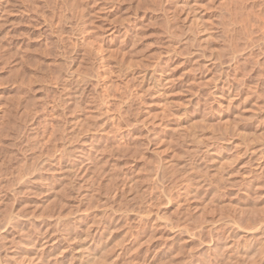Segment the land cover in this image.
I'll list each match as a JSON object with an SVG mask.
<instances>
[{
  "label": "rangeland",
  "instance_id": "obj_1",
  "mask_svg": "<svg viewBox=\"0 0 264 264\" xmlns=\"http://www.w3.org/2000/svg\"><path fill=\"white\" fill-rule=\"evenodd\" d=\"M243 2L0 0V264H264Z\"/></svg>",
  "mask_w": 264,
  "mask_h": 264
},
{
  "label": "bare ground",
  "instance_id": "obj_2",
  "mask_svg": "<svg viewBox=\"0 0 264 264\" xmlns=\"http://www.w3.org/2000/svg\"><path fill=\"white\" fill-rule=\"evenodd\" d=\"M244 2H243V8H244V11L241 9V8H239L240 10H242L244 13H243V18H244V20L242 19L241 21L242 22H244L242 25H243V29H244V31H245V35H244V45H245V50H246V52H247V55L249 56H252V54H253V49H255L256 51H257V57H258V60H256L255 59V62L257 61V75H258V84H259V86H260V88H262V90H263V99H264V0H243ZM236 2V1H235ZM238 2V1H237ZM239 4V3H238ZM237 4V5H238ZM232 5V4H231ZM233 6H235V5H233ZM239 7V6H238ZM237 9V8H236ZM238 10V9H237ZM241 11V12H242ZM239 14L242 16V14L239 12ZM231 16H232V14H231ZM233 19V18H232ZM240 20V19H239ZM233 21V20H232ZM236 21H238L237 19H236ZM226 22V21H225ZM231 22V21H230ZM240 22V21H239ZM241 23V22H240ZM227 24V23H226ZM233 24H235V23H233ZM225 25V24H224ZM231 25V24H230ZM235 27V26H234ZM233 27V28H234ZM227 29V28H226ZM241 30V29H240ZM228 31V30H227ZM229 32V31H228ZM231 32V31H230ZM233 32V31H232ZM210 35V34H209ZM232 36V35H231ZM232 39V37L230 38V40ZM242 41V40H241ZM242 45V44H241ZM243 46V45H242ZM244 47V46H243ZM241 48V47H240ZM243 50V49H242ZM241 51V50H240ZM244 51V50H243ZM237 52H239V51H237ZM256 53V52H255ZM246 54V53H245ZM238 55V54H237ZM246 55V56H247ZM236 56V55H235ZM248 56L246 57L248 60H246V62H244V63H247V62H249L248 64H250V61H249V58H248ZM249 56V57H250ZM254 57V56H252L253 58H257V57ZM240 57V56H239ZM243 57V56H242ZM244 59H245V57H243ZM253 64V63H252ZM244 66V65H243ZM254 66V65H253ZM248 68H249V66H248ZM251 68V67H250ZM253 68V67H252ZM242 69H244V68H242ZM247 72V71H246ZM247 74H248V72H247ZM245 76V75H244ZM227 77V76H226ZM227 79V78H226ZM217 85V84H216ZM232 85V84H231ZM244 85V84H243ZM249 85H251V84H249ZM245 86H246V84H245ZM257 86V85H256ZM222 87V86H221ZM248 87V86H247ZM217 88V87H216ZM230 89V88H229ZM242 89V88H241ZM248 89V88H247ZM250 90L252 89V88H249ZM258 90H259V88H257ZM219 90H221V89H219ZM249 91V90H248ZM252 91V90H251ZM255 91V90H254ZM234 92V91H233ZM257 92V91H256ZM259 92V91H258ZM262 93V92H261ZM230 94V93H229ZM228 94V95H229ZM235 94V93H234ZM237 95V94H236ZM247 95H249V93L247 94ZM231 96V95H230ZM229 96V97H230ZM260 96V95H259ZM258 96V97H259ZM232 97V96H231ZM233 98V97H232ZM245 98V97H244ZM250 98V97H249ZM262 98V97H261ZM260 98V99H261ZM248 99V98H247ZM263 99H262V101H263ZM244 100V99H243ZM247 101V100H246ZM250 102V101H249ZM263 103H264V101H263ZM262 103V105L264 106V104ZM247 104H248V102H247ZM251 105V104H250ZM262 108L260 109V107L258 108V109H260V110H262L264 107L261 105V104H259ZM258 106V105H257ZM247 107V106H246ZM254 107V106H253ZM247 109V108H246ZM251 109V108H250ZM244 110V109H243ZM252 110V109H251ZM257 110V109H256ZM259 110V111H260ZM264 110V109H263ZM262 110V112H264ZM252 111H254V109L252 110ZM251 111V112H252ZM254 114V113H253ZM256 114V113H255ZM262 114V113H261ZM239 115V114H238ZM250 115H252V113L250 114ZM241 116V115H240ZM243 117V116H242ZM246 119V118H245ZM248 119V118H247ZM250 119V118H249ZM262 120H264V118L262 119ZM261 120V121H262ZM262 123V122H261ZM8 147V146H7ZM25 167H28V166H25ZM30 168V167H29ZM181 168V167H180ZM179 168V169H180ZM27 168H25V170H26ZM29 170V169H28ZM27 173V172H26ZM263 185V184H262ZM247 193V192H246ZM51 194H52V192H51ZM256 195V194H255ZM249 196V195H248ZM253 198V197H252ZM10 221V220H9ZM13 221V220H12ZM18 221V220H17ZM15 223V222H14ZM257 226V225H256ZM214 230V229H213ZM230 236V235H229ZM234 236V235H233ZM217 238V237H216ZM228 238V237H227ZM230 238V237H229ZM218 239V238H217ZM225 239V238H224ZM233 240V239H232ZM221 241V240H220ZM227 241V240H226ZM231 241V240H230ZM264 241V240H263ZM234 244V243H233ZM236 244V243H235ZM223 246H225V245H223ZM227 246V245H226ZM234 247V246H233ZM244 247V246H243ZM262 247V246H261ZM260 247H258L256 250H258ZM217 249V248H216ZM215 249V250H216ZM219 249V248H218ZM230 249V248H229ZM233 249H236V247L235 248H233ZM244 248H242V250H243ZM263 249H264V247H263ZM231 250V249H230ZM219 251V250H218ZM235 251V250H234ZM264 251V250H263ZM216 252V251H215ZM221 253H222V251H221ZM235 253H236V251H235ZM254 253V252H253ZM260 253V252H259ZM262 253V252H261ZM234 254V253H233ZM37 255V254H36ZM216 256L218 255V254H215ZM215 255H214V257H215ZM228 255H229V253H228ZM236 255V254H235ZM242 255V254H241ZM248 255V254H247ZM246 254H245V256H247ZM252 255V254H251ZM257 255V254H256ZM260 255V254H259ZM262 255H263V253H262ZM261 255V256H262ZM43 256H44V254L43 255H38L37 257H36V261H38V262H40V264L42 263V264H46L45 263V260H43L44 258H43ZM46 256H48V255H46ZM211 256V255H210ZM237 256H238V254H237ZM249 256V255H248ZM260 256V257H261ZM234 257H236V256H234ZM222 258H223V256H222ZM232 258H233V256H232ZM242 257H240L238 260H240ZM251 258V257H250ZM250 258H249V260H250ZM258 258V257H257ZM30 259H31V257H30ZM205 259V258H204ZM216 259V258H215ZM236 259H237V257H236ZM246 259V258H245ZM256 259V258H255ZM233 260H234V258H233ZM243 260V259H242ZM253 260V259H252ZM214 261V260H213ZM223 261V260H222ZM237 261V260H236ZM236 261H234L235 263H236ZM246 261V260H245ZM262 261V260H261ZM260 261V262H261ZM218 262V261H217ZM255 262V261H254ZM7 263V262H6ZM30 263V262H29ZM34 263V262H33ZM37 263V262H36ZM201 263V262H200ZM211 263V262H210ZM238 263H239V261H238ZM240 263H243V262H240ZM239 263V264H240ZM251 264H252V261L250 262ZM256 263V262H255ZM259 263V262H258ZM50 264V263H49ZM212 264H214V263H212ZM227 264H228V262H227ZM233 264V263H232ZM244 264V263H243Z\"/></svg>",
  "mask_w": 264,
  "mask_h": 264
}]
</instances>
